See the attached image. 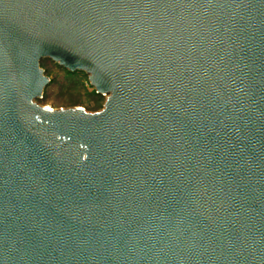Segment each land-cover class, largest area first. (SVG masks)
<instances>
[{"label": "water", "instance_id": "water-1", "mask_svg": "<svg viewBox=\"0 0 264 264\" xmlns=\"http://www.w3.org/2000/svg\"><path fill=\"white\" fill-rule=\"evenodd\" d=\"M0 264H264V0H0Z\"/></svg>", "mask_w": 264, "mask_h": 264}, {"label": "rangeland", "instance_id": "rangeland-1", "mask_svg": "<svg viewBox=\"0 0 264 264\" xmlns=\"http://www.w3.org/2000/svg\"><path fill=\"white\" fill-rule=\"evenodd\" d=\"M41 69L51 81L45 89L40 106L58 111L82 109L88 113L103 111L107 97L97 94L86 73H71L51 60H43Z\"/></svg>", "mask_w": 264, "mask_h": 264}]
</instances>
